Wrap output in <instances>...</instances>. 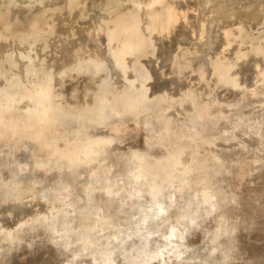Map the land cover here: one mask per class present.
Instances as JSON below:
<instances>
[{"label":"rangeland","instance_id":"374dc122","mask_svg":"<svg viewBox=\"0 0 264 264\" xmlns=\"http://www.w3.org/2000/svg\"><path fill=\"white\" fill-rule=\"evenodd\" d=\"M0 88V264H264V0H0Z\"/></svg>","mask_w":264,"mask_h":264},{"label":"bare ground","instance_id":"6f19581e","mask_svg":"<svg viewBox=\"0 0 264 264\" xmlns=\"http://www.w3.org/2000/svg\"><path fill=\"white\" fill-rule=\"evenodd\" d=\"M178 7V6H177ZM164 11V10H163ZM166 16L164 18V23L161 24L160 26V30L161 32L163 30H167L169 28L170 25H173V23H175V21L177 20V18L179 17V15L175 12V10L171 9V8H168L166 9ZM132 12V11H130ZM135 13V12H134ZM165 13V12H164ZM168 13V14H167ZM125 14V13H124ZM159 14V13H158ZM157 14V15H158ZM123 15V14H122ZM137 14H133L132 13V16H136ZM165 15V14H164ZM125 16V15H124ZM137 17V16H136ZM135 19V17H133ZM136 20V19H135ZM137 22V21H136ZM184 27V26H183ZM176 28L173 29V31H175ZM129 27H122V44L117 48V51H116V55L118 57V59L123 62V58L125 55L129 54V53H132V51H135L137 50V45L136 43L140 41L141 39V36L140 35H127V32L129 31ZM177 32V31H176ZM129 34V33H128ZM164 35V34H163ZM162 35V36H163ZM125 38L129 39V41H126ZM162 38V37H161ZM1 90V88H0ZM38 91V89H37ZM40 91H44V90H39L38 92H35L34 91V94L36 93H39ZM35 94V95H36ZM39 96V94H37ZM33 96V95H32ZM37 96V98H38ZM46 96L48 97V94H46ZM45 96V98H46ZM36 96H33V98H35ZM40 97V96H39ZM47 100V99H46ZM46 101L45 102H42L40 103L41 106L43 107L45 105ZM24 118V117H23Z\"/></svg>","mask_w":264,"mask_h":264}]
</instances>
